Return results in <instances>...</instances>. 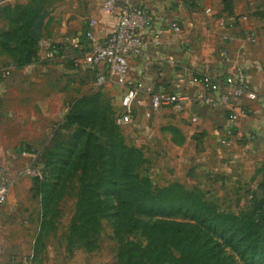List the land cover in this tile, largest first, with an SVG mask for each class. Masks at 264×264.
I'll return each instance as SVG.
<instances>
[{"label":"crops","instance_id":"1","mask_svg":"<svg viewBox=\"0 0 264 264\" xmlns=\"http://www.w3.org/2000/svg\"><path fill=\"white\" fill-rule=\"evenodd\" d=\"M101 1L103 0H0V37L3 32L11 31L16 25L19 9L24 14L27 11L32 14L39 8L40 15L47 13V16L42 29L43 39L38 42L37 56H48L51 51L53 55L62 54L68 50L72 53V58L77 59L84 54L79 39L85 36L89 20H95V39L103 38L114 28V17L98 11ZM131 1L154 13L155 30L160 29V17L169 12L176 13L181 27V33L177 36L165 34L167 43L161 49L160 58L155 57L152 50L148 49L131 61L130 75L141 81L146 91L169 89L195 97L198 91H191L187 87L189 75L222 76L224 66L218 59V49L223 45L219 39L221 27L232 19L246 18L239 23L237 30L230 32L234 40L226 43L231 56L242 64L249 80L251 96L243 102L246 115L232 124L225 112L197 109L192 104L184 112L173 108L164 109L171 111L172 116L167 119L163 112L157 115L155 121L162 127L176 128L184 139L181 147H189L194 135L206 138L217 136V131H208L207 125H218L221 135V180L232 184L253 180L256 191L264 175V7L256 0H185V6L178 10L173 0ZM204 11H209L210 17L204 16ZM245 32L255 35L254 45L240 41ZM12 55L15 56V53ZM12 55L0 48V152L3 155L9 154L23 138L42 136L40 131L34 133L33 130L34 124L46 122L43 110L46 104L42 103L39 92L49 93L60 84L63 87L66 76L76 73V70H65L63 64L61 67L64 70H27L32 65L14 69ZM7 57L10 59L5 60ZM9 67L11 70H3ZM93 68L97 78L102 67ZM39 78L43 80L39 81ZM89 87H95V84L91 83ZM54 89L56 93L59 92V88ZM140 99L142 103L137 107L143 111L148 108L145 95H141ZM56 106H63L60 93L56 97ZM195 114L199 115V120L193 123L190 118ZM17 150L16 153H20ZM23 154L21 150L20 158L24 157ZM26 185L29 182L25 178L16 183L13 190ZM28 199L27 195L15 197L13 191L8 195L7 201L0 206V234L4 230V221L7 218L12 220V213L20 210L22 203H28ZM9 243H13V240L0 235V245L3 248L9 246Z\"/></svg>","mask_w":264,"mask_h":264},{"label":"rangeland","instance_id":"2","mask_svg":"<svg viewBox=\"0 0 264 264\" xmlns=\"http://www.w3.org/2000/svg\"><path fill=\"white\" fill-rule=\"evenodd\" d=\"M256 1L264 7V0ZM19 10L16 25L12 26L11 30L23 25L25 14ZM39 12H41L39 8L35 9L34 16L39 17ZM0 38L2 40V37ZM79 40L80 48L84 53L81 57L72 58V53L68 50L62 54L56 53L52 57L41 54L27 69L64 70L61 67L63 64L65 70H76V75L72 73L67 75L63 87H60V84L59 87L58 85L53 87L49 93L39 92L42 103L46 104L43 107L46 122L34 124L33 130H35L34 133L40 131L42 136L19 140L7 155L0 152V166L14 171L16 168L32 165L40 174V178H26L29 182L28 186L13 190L19 182L17 181L10 188L8 195L13 191L15 197L27 195L29 201L22 203L20 210L12 213V220L7 218L3 223L4 230L0 235L13 240V243L3 248L0 253V264H28V262L32 264H121L117 260L119 243L109 220L105 218L100 220V231L95 236L77 222L76 197L79 175L61 183V198L48 208L44 215V205L41 204V197L35 184L39 182H36V179L50 181L55 178L56 162L63 156L61 151L67 148L65 145L70 142V136L75 129L74 124L68 121L69 118L65 123V116L79 101L81 103L74 109L76 114L85 111L87 107L83 102L95 94L99 95V123L103 120L109 123V120H112L122 135L124 144L142 152L145 163L140 173L141 176L149 177L154 189L178 183L189 193L203 197L208 205L217 207L219 213L242 211L248 214L252 205L251 199L254 195L259 196V193L255 191L253 180H246L239 184L221 180V135L218 125L210 123L207 125L208 131H217V136L212 135L206 138L194 135L189 147H181L177 144L180 141L179 138L173 137L169 131L171 128L177 130L176 128L157 125L155 118L158 114L165 112L167 119L172 116V112L168 110L144 108L142 111L134 106L133 123L116 125L115 119L122 113L120 100L123 90L114 84H110V87L96 85L95 75L97 74L90 61V43L85 36L80 37ZM9 59V57L5 58V60ZM41 80L43 79L39 78V81ZM91 83H94L95 87H89ZM54 88H59V92L56 93ZM161 91L172 92L169 89H161ZM58 93L63 100L61 108L56 106ZM99 126L96 136L103 150H106V133L102 130L101 124ZM13 128L16 129V127ZM16 149H19L20 153L22 150L24 157L20 158V153H16ZM27 150L30 152L28 153ZM48 153L50 155H47ZM33 155L36 156L35 159L31 158ZM124 240L134 243L137 251L141 253L146 250V242L140 233L125 236ZM176 258L178 254L168 250L163 264H170L171 259ZM235 260L238 264H244L237 257Z\"/></svg>","mask_w":264,"mask_h":264},{"label":"trees","instance_id":"3","mask_svg":"<svg viewBox=\"0 0 264 264\" xmlns=\"http://www.w3.org/2000/svg\"><path fill=\"white\" fill-rule=\"evenodd\" d=\"M37 19L27 11L20 28L1 36V50L15 53L14 69L32 65L37 58L38 42L29 35ZM98 99V94L89 96L83 102L87 109L78 114L74 109L81 102L75 103L65 116V123L69 118L75 129L56 162V176L50 181L35 180L43 215L61 198V183L79 175L77 222L95 236L100 220H109L121 264H163L168 250L178 254L170 264H238L235 257L244 264H264V175L248 214L219 213L178 183L154 189L149 177L140 173L145 163L142 152L124 144L112 120L99 123ZM100 124L106 133V150L96 136ZM169 131L181 145L184 139L178 130ZM135 233L146 242L142 253L124 240Z\"/></svg>","mask_w":264,"mask_h":264},{"label":"built area","instance_id":"4","mask_svg":"<svg viewBox=\"0 0 264 264\" xmlns=\"http://www.w3.org/2000/svg\"><path fill=\"white\" fill-rule=\"evenodd\" d=\"M176 9L185 6V0H173ZM98 11L112 16L115 19L113 30L103 38L95 39L93 28L95 20H89L85 38L91 47L90 61L93 66L102 67L101 74L96 78V85L114 84L123 90L120 100V113L116 119V125H128L133 123L134 106L141 105V95H145L147 107L151 110L173 108L178 112H184L192 104L197 109H213L223 111L232 124L246 115L244 100L249 99V80L242 64L231 56L226 43L233 41L230 32L237 30L241 21L246 18H235L222 25L219 35L223 43L218 49V59L224 66L222 74L189 75L187 87L191 91H198L196 96L167 91H146L141 81L131 77V61L141 56L144 51L151 49L155 57L160 58L161 49L166 45L165 34L177 36L181 33V27L175 12H169L160 17V29L155 30V15L148 8L137 5L131 0H103L98 5ZM210 17L209 11L203 12ZM240 41L244 44L254 45L255 35L245 32ZM53 56V51L48 57ZM3 70H11L6 68ZM7 75V72H4ZM144 101V99H143ZM198 115L191 117V122H198ZM229 142L226 143V146ZM35 159L36 156L31 157ZM24 178H40V174L34 166L16 168L14 171L0 166V206L8 197L10 188ZM3 247L0 245V253ZM32 264V262H28Z\"/></svg>","mask_w":264,"mask_h":264},{"label":"water","instance_id":"5","mask_svg":"<svg viewBox=\"0 0 264 264\" xmlns=\"http://www.w3.org/2000/svg\"><path fill=\"white\" fill-rule=\"evenodd\" d=\"M46 16L47 13L41 14L39 19L33 24L29 31V35L37 42H40L43 39L42 29ZM17 151L19 152L20 150L18 149Z\"/></svg>","mask_w":264,"mask_h":264}]
</instances>
